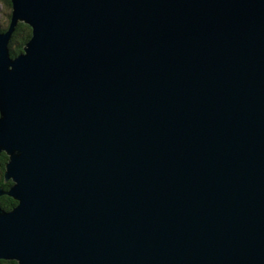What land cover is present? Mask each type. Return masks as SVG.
<instances>
[{"label":"water","instance_id":"obj_1","mask_svg":"<svg viewBox=\"0 0 264 264\" xmlns=\"http://www.w3.org/2000/svg\"><path fill=\"white\" fill-rule=\"evenodd\" d=\"M11 4L0 260L264 264V0Z\"/></svg>","mask_w":264,"mask_h":264},{"label":"trees","instance_id":"obj_2","mask_svg":"<svg viewBox=\"0 0 264 264\" xmlns=\"http://www.w3.org/2000/svg\"><path fill=\"white\" fill-rule=\"evenodd\" d=\"M0 6L6 7L8 10L7 14V24L9 25L11 21L12 14V4L11 0H0ZM9 21V22H8ZM1 30V29H0ZM3 32V30H1ZM32 36L31 28L25 23H18L17 27L12 36L10 48V54L12 57H16L23 53L25 45L29 42ZM8 163V156L6 153L0 154V190L4 193L10 190L12 186V181L5 180L6 165ZM17 202L9 197L8 195H3L0 197V208L5 212H11L16 206ZM0 264H18L16 261H6L0 260Z\"/></svg>","mask_w":264,"mask_h":264},{"label":"rangeland","instance_id":"obj_3","mask_svg":"<svg viewBox=\"0 0 264 264\" xmlns=\"http://www.w3.org/2000/svg\"><path fill=\"white\" fill-rule=\"evenodd\" d=\"M7 14H8L7 8L0 6V29L3 30V33L1 32V30H0V33H2V34H5V32H7L8 28H9V25L8 24L6 26ZM19 23H21V22H19ZM12 36H13V34H12ZM12 36H11V38L9 40V46L11 45ZM9 50H10V48H9ZM10 56H11V54H10ZM11 58L14 59L15 57H12L11 56ZM6 261H8V260H6Z\"/></svg>","mask_w":264,"mask_h":264},{"label":"bare ground","instance_id":"obj_4","mask_svg":"<svg viewBox=\"0 0 264 264\" xmlns=\"http://www.w3.org/2000/svg\"><path fill=\"white\" fill-rule=\"evenodd\" d=\"M13 185V184H12ZM1 197V196H0Z\"/></svg>","mask_w":264,"mask_h":264}]
</instances>
